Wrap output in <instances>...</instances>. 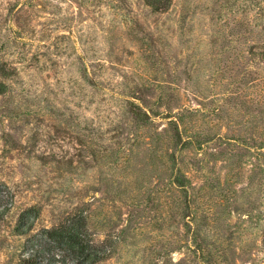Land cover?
<instances>
[{
  "label": "rangeland",
  "instance_id": "rangeland-1",
  "mask_svg": "<svg viewBox=\"0 0 264 264\" xmlns=\"http://www.w3.org/2000/svg\"><path fill=\"white\" fill-rule=\"evenodd\" d=\"M151 1L0 0V264H264V0Z\"/></svg>",
  "mask_w": 264,
  "mask_h": 264
},
{
  "label": "trees",
  "instance_id": "trees-1",
  "mask_svg": "<svg viewBox=\"0 0 264 264\" xmlns=\"http://www.w3.org/2000/svg\"><path fill=\"white\" fill-rule=\"evenodd\" d=\"M171 0H152L150 4L156 9H167ZM9 71L0 64V76L7 78ZM29 215L34 213L33 210L28 211ZM26 215V214H25ZM27 219V218H26ZM79 219V218H78ZM18 232L26 234L30 229V220L23 217ZM83 219L77 220L76 227L62 226L53 231L45 230L44 239L39 243L38 247L32 245L34 252L23 260V264H42L46 258H54L53 250L56 248L63 251L66 258H70L75 264H95L103 257V250L94 247L87 241L84 233Z\"/></svg>",
  "mask_w": 264,
  "mask_h": 264
}]
</instances>
